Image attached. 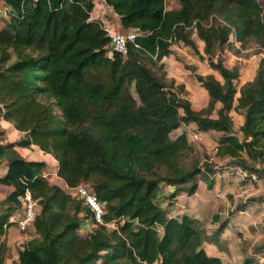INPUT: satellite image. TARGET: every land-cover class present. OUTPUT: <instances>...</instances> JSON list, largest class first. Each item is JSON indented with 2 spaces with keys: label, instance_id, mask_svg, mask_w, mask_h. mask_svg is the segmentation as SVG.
<instances>
[{
  "label": "trees",
  "instance_id": "16d2710c",
  "mask_svg": "<svg viewBox=\"0 0 264 264\" xmlns=\"http://www.w3.org/2000/svg\"><path fill=\"white\" fill-rule=\"evenodd\" d=\"M3 1L12 19L0 29V164L7 168L0 184L14 189L0 202V264L7 259L2 238L8 220L21 211L27 191L40 205L36 236L12 264H225L205 250L199 219L168 216L158 198L163 184L174 187L173 197L195 193L198 178L212 187L213 165L190 158L194 148L186 132L172 138L183 124L222 132L217 155L246 177H264V58L237 97L240 69L218 55L231 35L264 51L261 1L180 0L179 8L168 9L167 0H104L126 31L141 32L126 56L112 51L103 24L92 16L93 0ZM195 29L222 78L196 75L210 96L200 111L180 96L183 86L173 90L174 83L148 66H162L175 43L198 51ZM234 108L244 116L242 137L234 131ZM2 120L25 135L5 142ZM34 145L58 161L57 175L69 187L90 184L105 203V223L116 227L102 224L80 234L92 218L90 208L48 180L45 161L27 160L16 150ZM229 224L220 222L210 239L217 241Z\"/></svg>",
  "mask_w": 264,
  "mask_h": 264
},
{
  "label": "rangeland",
  "instance_id": "374dc122",
  "mask_svg": "<svg viewBox=\"0 0 264 264\" xmlns=\"http://www.w3.org/2000/svg\"><path fill=\"white\" fill-rule=\"evenodd\" d=\"M95 7L92 11L93 18L101 21H108L116 25V28L125 32L114 10L106 4L104 0H93ZM263 7L264 1L260 0ZM180 7V0H167L168 9H177ZM12 15L9 9L5 6L4 1L0 0V29L7 26L11 21ZM193 38L197 44L198 51L183 42L175 43L171 46L172 53L164 57L161 63H148L151 70L158 76L164 74V81L170 86L174 83L173 90L183 86V92L180 93L185 99L191 102L194 110L200 111L207 107L209 103V93L198 81L196 75L214 74L218 79H222L220 74L211 68L208 62V56L205 54V43L198 37L195 29ZM223 60L224 64L231 68L238 66L240 69V76L234 81L236 88V96L240 95L241 86L255 78L257 69L262 58H264V51L253 41L248 42L245 46L237 44L234 35H231L229 43L224 49H221L218 54ZM217 59V56L215 57ZM130 91L137 98L134 85H131ZM237 102L235 103L236 106ZM217 104V109L220 107ZM230 115L234 120V131L240 137L242 132L241 126L244 122L243 114L234 108ZM213 117H217V112L212 113ZM186 132L190 144L194 151L192 158L200 160V163L209 162L214 167V172L211 175L212 187L208 186V182L202 178L197 179V190L192 195L185 191L180 194L172 196L174 187L166 186L163 188L158 198L159 204L166 210L168 216H179L186 214L200 220L201 226L205 229L207 240L212 241L211 236L218 229L220 222L229 219L230 227L225 230V233L219 237L223 247H228L229 244L235 240L238 242L243 237L250 238L251 242L258 241L257 244L264 243V177L245 176V171L236 166L229 158H222L217 155V146L222 132L208 130L198 131L197 125L194 123L183 124L179 129L172 133V138ZM6 140V138H5ZM31 155L38 160H45L48 157L42 153L40 149H33ZM45 155V156H44ZM189 158V160H190ZM44 160V161H45ZM53 160V159H52ZM56 160V159H55ZM46 162V161H45ZM53 163L46 162L48 165L45 170V176L51 183L58 184L70 193L66 182L57 175L56 165L58 161ZM55 165V167H54ZM5 165L0 164V175L5 171ZM249 173V172H248ZM249 175V174H247ZM90 188V184L85 183ZM13 190L9 186L0 185V202H2L9 193ZM253 198H256L254 201ZM250 201L244 211H239L238 206ZM4 207V206H3ZM0 206V210L3 208ZM215 216L220 218V221L215 222ZM92 218L86 220L79 230L80 234L86 235L94 228ZM21 231V230H20ZM15 243L11 238V245H8L9 238L3 241L7 249L6 264H12L16 260L19 250L24 247L25 243L36 236L34 226H30L26 232L15 234ZM22 237V238H21ZM19 238V239H18ZM220 244V243H217ZM245 241L242 242V245ZM234 246H237L236 244ZM253 247V245H251ZM247 252L250 245L247 246ZM255 248V247H253ZM258 248V247H257ZM256 248V249H257ZM244 250V249H243ZM242 250V251H243ZM257 251L253 249V252ZM263 251V250H262ZM261 252V251H260ZM232 260L234 263H239L241 259L239 251L232 252ZM245 264V260H244Z\"/></svg>",
  "mask_w": 264,
  "mask_h": 264
},
{
  "label": "built area",
  "instance_id": "2783aa9c",
  "mask_svg": "<svg viewBox=\"0 0 264 264\" xmlns=\"http://www.w3.org/2000/svg\"><path fill=\"white\" fill-rule=\"evenodd\" d=\"M101 23L111 38L110 46L112 51L126 56L128 54L129 44L133 43L137 45L136 38L141 34V32L135 29L121 32L111 22L101 21ZM236 43L239 44L240 42L236 40ZM68 189L73 197L82 201L84 205L90 208L94 226L107 224L108 226L116 227L114 222L105 223V203L97 197L92 188L85 183H80L75 187L68 186ZM21 202V211L10 216L8 225L16 224L19 230L26 232L29 227L33 225L35 218L40 211V205L38 200L32 196L30 191H27L26 194L21 197ZM8 229L9 226L7 227V230Z\"/></svg>",
  "mask_w": 264,
  "mask_h": 264
},
{
  "label": "crops",
  "instance_id": "0c3cea01",
  "mask_svg": "<svg viewBox=\"0 0 264 264\" xmlns=\"http://www.w3.org/2000/svg\"><path fill=\"white\" fill-rule=\"evenodd\" d=\"M108 7H110V6L108 5ZM116 15L120 21V16L118 14H116ZM101 21H104V19H101ZM105 22H108V21L106 20ZM114 26L116 27V25H114ZM1 128L5 131V138H6L5 142H17L18 140H20L25 135L24 132L19 131L18 129L15 128V126L11 122L6 121V120L1 121ZM37 148L40 149L36 145H34L31 148L17 146L16 150L27 160L44 161L46 158H44V160H38L37 158H35L34 156L31 155L32 150L37 149ZM40 151L42 153H45L41 149H40ZM45 155L48 157V159L45 160L47 163L48 162L53 163L52 162L53 160L57 161V160H55V158L51 154L45 153ZM48 165L49 164H47V166L45 167L44 173H45V170L47 169ZM55 165H56V170H58V164H55ZM55 165H54V167H55ZM6 171H7V168L5 169V171L2 174H5ZM2 174L0 176H2ZM10 188H13V187H10ZM8 226H9V229L7 230L6 234L3 236L2 241H4L8 236V238H9L8 245H11V238L14 239L13 243H15V238L18 236V235L16 236L15 234L20 233L21 231L18 229L16 224H10ZM229 227H230V224H229ZM228 228H226V229H228ZM224 233H225V231L222 233V235ZM243 238H244V240L240 239L238 242L236 240L233 242L237 246H234L235 244L231 243V244H229L228 247H223V245L221 243L222 240L221 241L212 240L211 243L205 242L204 247H205V250L207 251V253L209 255L220 257L222 259L223 263H225V264H244V260L246 259L247 256L255 258V262L253 264H264V247L262 249L263 251L261 250V252L260 251L259 252H257V251L253 252V249L256 250L257 247L264 246V243H262V241H261V245H259V244H257L258 241L257 242L256 241L251 242L250 238H248V237H243ZM206 240H207V238H206ZM243 241H245L244 245H242ZM217 243H220V244H217ZM248 245H250V247H249L250 252H247V249H248L247 246ZM251 245H253V247H255V248H253ZM233 251H239L240 252V255L238 256V258L241 256L239 263H236V262L234 263V261L231 259ZM17 258H18V255H17Z\"/></svg>",
  "mask_w": 264,
  "mask_h": 264
},
{
  "label": "clouds",
  "instance_id": "9594fccd",
  "mask_svg": "<svg viewBox=\"0 0 264 264\" xmlns=\"http://www.w3.org/2000/svg\"><path fill=\"white\" fill-rule=\"evenodd\" d=\"M241 44V43H240Z\"/></svg>",
  "mask_w": 264,
  "mask_h": 264
}]
</instances>
